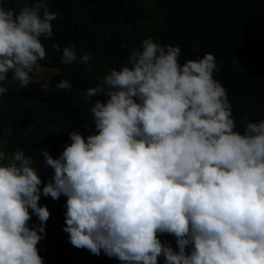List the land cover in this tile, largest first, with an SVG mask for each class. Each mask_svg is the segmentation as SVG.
Segmentation results:
<instances>
[{"label": "clouds", "instance_id": "clouds-1", "mask_svg": "<svg viewBox=\"0 0 264 264\" xmlns=\"http://www.w3.org/2000/svg\"><path fill=\"white\" fill-rule=\"evenodd\" d=\"M56 18L48 0L18 11L0 0V82L11 74L28 88ZM180 57L179 46L151 37L132 48L83 93L94 130L69 132L58 157L43 149L34 166L24 151L0 147V264H44L37 245L51 213L41 196L66 197L63 231L73 247L121 264H264V119L237 131L214 78L222 62ZM61 59L72 64L76 52L64 47ZM7 91L0 86V96ZM40 165L52 169L46 183ZM33 216L39 223L30 226Z\"/></svg>", "mask_w": 264, "mask_h": 264}, {"label": "trees", "instance_id": "trees-1", "mask_svg": "<svg viewBox=\"0 0 264 264\" xmlns=\"http://www.w3.org/2000/svg\"><path fill=\"white\" fill-rule=\"evenodd\" d=\"M2 2L18 11L34 6L35 0ZM48 10L57 18L52 21L53 37L41 38L46 59L30 74L27 89L14 86L0 96V147L7 153L22 150L35 166L43 149L58 157L70 143L69 132L90 134L94 124L83 93L113 67L125 64L130 50L149 37L179 46L180 63L206 53L222 62L214 78L228 92L237 131L242 133L248 121L264 119V0H48ZM56 44L61 52L53 47ZM64 47L76 52L72 64L62 62ZM85 54L93 58L89 65L80 63ZM38 70L49 73L47 79H40ZM63 79L72 84L70 90L56 88ZM39 172L45 183L53 174L42 165ZM39 203L51 213L45 238L37 245L44 264H121L103 252L96 256L68 242L63 231L66 197ZM29 223L39 221L33 216ZM160 239L176 247L172 236ZM158 264H164L163 258Z\"/></svg>", "mask_w": 264, "mask_h": 264}, {"label": "rangeland", "instance_id": "rangeland-1", "mask_svg": "<svg viewBox=\"0 0 264 264\" xmlns=\"http://www.w3.org/2000/svg\"><path fill=\"white\" fill-rule=\"evenodd\" d=\"M38 73H39L38 77L40 79H47L48 74H49V73L45 72V70H38ZM0 86L6 87L9 90V88H11V87H14V86L18 87L19 83L16 81H13L11 79V74H9L8 78L5 81L0 82ZM40 175H41V178H43V175L41 173H40ZM49 198L50 197H47L46 199H49ZM44 199H45V197L41 196L40 201H43Z\"/></svg>", "mask_w": 264, "mask_h": 264}]
</instances>
